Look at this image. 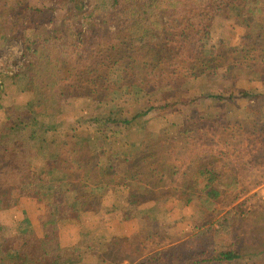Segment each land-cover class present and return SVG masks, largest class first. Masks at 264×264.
I'll return each mask as SVG.
<instances>
[{"label":"trees","instance_id":"obj_1","mask_svg":"<svg viewBox=\"0 0 264 264\" xmlns=\"http://www.w3.org/2000/svg\"><path fill=\"white\" fill-rule=\"evenodd\" d=\"M70 1L72 5L63 16L61 28L56 30L55 6L33 5L26 0H0V50L9 41H16L21 46L18 73L27 79L21 86L31 89L32 94L31 101L15 108L14 113L7 98L2 97L0 101V156L4 151L2 145L13 148L11 162L0 159V202L8 201L6 207L11 208L37 192H53L54 195V201L38 217L42 238L32 240L20 230L7 237L5 228L0 226V264H60L61 226L79 225V235L85 240L93 233L88 229L91 227H87V219L95 217V212L85 209L83 201L86 184L80 171L84 164H56L68 177L65 183L59 184L51 182L46 168L38 174L31 162L33 158L47 154L48 144L52 147L64 141L66 134L56 133L48 139L44 130L32 134L29 131L40 118L46 121L58 114L60 108L54 106L57 96L72 93L87 95L90 99L106 97V83L112 78L198 75L203 68L201 64H194L200 59L196 53L203 51V55L209 57L215 50V46L210 50L206 47L212 25L221 20L230 25L240 22L245 32L244 43L249 48L262 49L264 57V0ZM188 36L197 39V47L182 56L174 55L171 49L182 45ZM256 62L249 65L253 70L247 72L248 75L264 74V68H258L261 66ZM178 98L160 101L157 105L150 101L141 104L137 100L135 107L126 104L110 110L106 116L86 118L83 123L127 129L153 114L184 103L183 97ZM203 98L219 103L246 98L253 107L257 106L256 113L247 111L242 120L220 113L202 119L203 137L193 126H184L179 131L178 138L184 145L189 141L199 145L200 140L216 135L226 145L233 142L236 148L251 144L248 148L254 154L251 166L257 167L250 168L247 178L240 184V194L224 204L223 208H226L264 180V167H258L263 162L257 159L264 153V149H260L264 144V108L261 109L263 102H259L264 101V92L245 96L203 95L194 98L191 105ZM69 140L75 142L73 138ZM219 171L218 162L196 170L192 176V191L218 199L221 190L224 191L218 178L222 179L226 173L219 174ZM224 217L219 218L217 225L208 220L186 239L149 251L128 264H252L253 258L249 257L253 256L248 250H237L236 240L232 239ZM32 228L35 230L34 225ZM117 233L118 229L114 227L102 229L98 238L104 241L100 244L114 240ZM262 241L264 238L256 245L263 244ZM260 257L264 258V252Z\"/></svg>","mask_w":264,"mask_h":264},{"label":"rangeland","instance_id":"obj_2","mask_svg":"<svg viewBox=\"0 0 264 264\" xmlns=\"http://www.w3.org/2000/svg\"><path fill=\"white\" fill-rule=\"evenodd\" d=\"M26 1L33 5L55 6L54 28L56 30L61 28L63 16L72 5L70 0ZM244 34V27L240 22L233 25L224 20L218 23L214 22L209 34L210 42L206 50H210L209 48L212 46H215V50L209 53V57L204 56L203 51L196 53V56L200 59L194 64H201L203 68L198 75L183 74L172 77L159 75L139 79L112 78L106 83L108 89L105 92L106 97L95 96L90 99V96L73 95L72 93H63L57 96L56 99L58 100L54 106L60 108L58 114L55 117H49L46 121L40 118L37 120L38 122L33 123L29 131L32 134L44 130L47 131L48 136L50 131H54L50 134H56L59 130L60 134L70 135L69 131L71 130L74 135H78L76 130L81 127L83 129L81 135L84 136L86 141L81 142L80 146H75L76 148H71V145L68 147L65 144L52 146L46 158L44 156L33 158L31 162L36 167L37 173L41 174L43 169L46 168L48 171L51 170L50 173L53 179H58L56 177V167L54 170L52 161L62 159L67 163H73L76 159L85 155V152L93 151L92 147H95V145L89 144V139L92 140L90 137L93 136L91 134L94 133L93 137L96 138L99 131L98 136H104V129L101 128V125L85 124L83 123L84 119L92 116H106L110 110L126 104H129L126 105L127 107H135L137 100L141 104L150 101L151 104L157 105L160 101L183 97L184 103L175 105L169 111L153 114L157 115L153 131L159 132L166 138L171 160L174 158L175 148L178 146L177 131L185 122L186 126L195 127L194 129L198 130L200 137H203L200 125L203 123L202 119L206 117L220 113L227 118L240 120L247 114V111L256 113L255 108L257 106L254 105L253 107L246 98L221 103L203 98L198 99L194 105H191L194 98H200L203 95L206 97L209 94L224 93L232 96H245L248 93L264 92V74L248 75L247 73L253 70L250 69L249 65L255 61H257L256 65L261 66L258 68H264L263 51L255 47H247L248 45L244 43L242 38ZM197 45V39L194 36H188L183 39L182 45H177L171 51L174 55L182 56L184 53L191 52ZM20 51L21 46L16 41L5 43L4 48L0 50V85L2 86L0 92L6 94L9 90L15 88V90H18L19 98L18 100L9 101L24 104L31 101L32 94L31 89L21 86L24 80L27 79L21 73H18L21 66ZM2 97L4 98V95ZM259 102H263L261 109L264 108V101L259 100ZM73 128L76 130L74 131ZM87 128L92 129L88 130ZM149 129V126H146L140 130L142 131L140 137L145 138ZM123 131L127 130L118 128L116 136L126 138L127 135ZM88 132H91V134L89 135ZM47 136L45 138H48ZM200 141L202 142L195 149L197 152H193L189 155L190 157H186V161L180 162L182 161V157H180L178 165L188 164V166L180 167L176 180L178 183L179 178L182 180V178L192 177L194 176L193 171L205 169L208 163L214 165L215 162H218L220 166L219 174H224L223 171L226 172L222 179L218 178L219 181H222L224 188V191L221 190L218 199L207 198L205 195L203 197L191 191L189 193L191 201L184 203L181 200L174 201L172 198L170 200L169 196L165 194L163 197H159V201L157 199L158 202L150 204L146 203V199L143 200L145 203H138L134 198L124 203H122L123 201H116L119 206L115 207V209H118L114 212L109 211L112 214L108 215L106 211H97L95 217L87 219V227H91V229H88L93 230V233L86 240L77 233L78 228L61 226L59 233L62 237L58 247L60 264H117L121 260L123 261L120 264H128L129 261L139 258L149 251L164 248L186 239L195 228L208 220L210 223L213 222L214 225H217L219 218L223 215L225 216L226 225L230 227L232 239L236 240L237 250H243V248L248 250L247 252L253 256L249 257L253 258L252 264H264V258L260 257V253L264 252V241L261 242L263 244L256 245V242L264 238V180L247 195L240 196L235 204L223 208L224 204L240 194L242 189L240 184L247 178L250 168L257 167V165L251 166V161L254 158V154L250 150L248 151L251 144H246L242 149L236 148L233 142L230 145L221 142L218 135L213 138L207 136V138ZM2 147L5 149L1 151L0 159L11 162L13 160V148L11 145H2ZM68 149L70 151L74 149L75 152L66 155ZM260 149H264V144H261ZM257 159L258 162H263L262 165L258 164V167H264V153ZM171 160L169 161L171 162ZM170 162L171 166L172 163ZM144 163L143 169H145L146 178L149 177L147 172L151 170L155 169V171L163 174L166 171V161L160 164L152 163L151 167H149V162ZM52 169L55 174H53ZM170 169L172 168L170 167ZM169 173V176L173 178L172 171H169ZM51 181L54 182V180ZM7 204L8 201L0 202V226L5 228L6 236L11 237L14 235L12 234L13 229L21 225L11 227L9 221L18 219L13 216L22 215L25 207L19 203L18 206L7 208ZM120 206L122 207L121 210L126 208L127 212L124 210V214L121 213ZM193 207L194 209H190ZM29 208L31 210L26 211L28 215L37 216V207ZM148 209H151L152 213L148 214ZM92 215L93 213L90 216ZM117 216L128 217L127 226L120 225L117 227L118 223L121 222L120 220H113ZM112 221L114 224L109 228L118 229L115 239L102 244L100 243L104 240L95 242L101 230L106 229V225L109 222L111 224ZM34 227L35 230L32 225L29 228L20 227L21 233L32 238V240L42 238L43 235L39 226L36 224ZM102 250L103 255H101ZM39 251H42L41 248H39Z\"/></svg>","mask_w":264,"mask_h":264},{"label":"crops","instance_id":"obj_3","mask_svg":"<svg viewBox=\"0 0 264 264\" xmlns=\"http://www.w3.org/2000/svg\"><path fill=\"white\" fill-rule=\"evenodd\" d=\"M14 90H9L6 93L7 95L5 94L4 97L12 101L18 100V90ZM11 92H13V94H11ZM1 99L2 95L0 92V101ZM9 105L11 106L12 112L14 113L16 111L15 108H20L24 104H19L17 103V101L16 103H12L9 101ZM11 115L12 113H10V116ZM156 118L157 115H152L143 120L141 123H138L137 125L135 124L133 127L122 129L127 130L123 131L127 135L126 138H118L116 136V130L118 129L117 127L102 126L101 128L104 129V136H98V131L96 138L93 137L94 133L91 134V132H88L89 135H93L90 137L92 140L89 139V144L92 143L95 145V147H92L93 151L85 152V155L81 156L80 158L76 159L75 162H73H81L84 164L83 170L80 171V176H84L86 184V190H84L83 194L85 195L83 200L85 204V209L89 211H94L95 215L97 211H106L108 212V215H110L112 214V212L118 209H115L116 206H119L116 201H123L122 203H124L125 201L128 202L130 199L134 198L135 201L138 203H145V201L143 200L147 198L146 203L148 202L150 204L152 202H158L159 197H163L164 194L168 195L170 200L172 198L174 201H177V198L180 197V199L178 200L183 201V203L189 202V193H191L192 191V177L190 176L187 178H182V180L181 178H179L177 183L176 175L179 174L177 172H179L180 167L184 168L185 166H188V164L178 165L180 157H182V161L180 162L186 161V157H190L189 155L193 154V152H197L195 149L198 145L194 143V141H189L188 144L184 145L183 142L179 140V131L184 126H186L185 122L184 124H182V126L179 127L177 131L178 146L177 148H175L176 154L171 160L168 152L169 145H166V138H164L159 132L153 131L154 125L157 121ZM146 126H149L150 129L148 130V134L145 135V138H142L140 137L142 132L140 130H142ZM87 129L90 130L92 128ZM73 130L75 131L76 129L73 128ZM81 130H83L81 127L77 128L76 132H78V135H74L73 132L70 130V135L66 134L62 139L64 141L60 142L55 146H59L61 144L68 145V147L69 145H71V148H76L75 146L78 145L80 146L81 142L86 141V139H84V136L81 135ZM50 133H54V131H50L48 136L47 131L45 133V136H47L48 139L54 135ZM58 133H60V130L58 131ZM69 138H73L75 142L69 140ZM48 146L49 148L47 154L42 155L45 158L49 155L50 148H52L50 147V144H48ZM73 152H75L74 149H71V151L68 149L66 150V155H71ZM169 160H171V162ZM164 161L167 162L165 168L166 171L164 174L159 171H155V169L153 168L154 170L147 172L149 173V177L146 178V175L144 173L145 169H143V164H145L144 162H149V167H151L152 163L160 164ZM169 162L172 163L171 166ZM52 163V167H54V170L56 167V177L58 179H53V177H51V170L49 169V176L51 177L50 180H54V182L59 184L65 183L68 179L67 174L61 171V169H59L56 164L62 163L64 165H67L69 163L65 162V160L62 159L54 160L52 161ZM170 167L172 169H170ZM169 171H172L171 175L173 176V178L169 176ZM195 171H193V173H195ZM53 174L55 173L53 172ZM94 195H97L99 198L97 196L93 197ZM103 196H105L104 200ZM67 197L65 196L66 199H68ZM33 198L35 199L33 200ZM53 201V192H37L31 197L21 199L19 203L23 207H25L22 215L17 214L13 217L18 219H15L14 221H9L11 227H14L15 225L21 226L14 228L12 234L15 235L18 230L21 231L20 227L23 228V226H25L29 228L31 227V225L33 226L38 224L39 215L43 214L46 207ZM19 203L17 204V206L19 205ZM29 207H37V216L35 215L34 217H32L28 215L26 211L31 210V208ZM121 209L122 207L120 206V211L124 214L126 208L123 210ZM190 209H194V207ZM109 211L112 212L110 213ZM151 211V209H148L147 213H152ZM92 213L93 212H91V214ZM127 218L128 217L125 218L123 216H117L113 220H120L121 223L118 225L127 226ZM108 224L106 225L107 228L109 226H113L114 223L112 221L111 224L110 222ZM65 226L79 229V225L77 224L71 223L65 224ZM77 233L79 234L80 232L77 231ZM100 241L101 240H99V238L95 239V242ZM101 255H103V250L101 252Z\"/></svg>","mask_w":264,"mask_h":264}]
</instances>
